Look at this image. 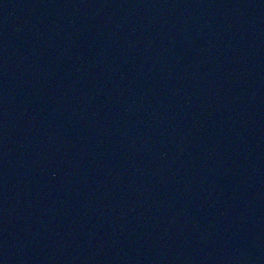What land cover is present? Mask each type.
Segmentation results:
<instances>
[{"label":"water","instance_id":"obj_1","mask_svg":"<svg viewBox=\"0 0 264 264\" xmlns=\"http://www.w3.org/2000/svg\"><path fill=\"white\" fill-rule=\"evenodd\" d=\"M0 264H264V0H34L0 48Z\"/></svg>","mask_w":264,"mask_h":264}]
</instances>
